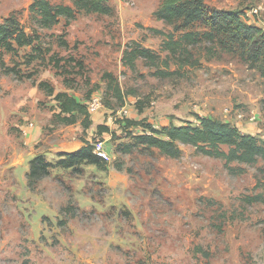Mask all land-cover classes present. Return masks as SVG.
<instances>
[{"label": "rangeland", "instance_id": "1", "mask_svg": "<svg viewBox=\"0 0 264 264\" xmlns=\"http://www.w3.org/2000/svg\"><path fill=\"white\" fill-rule=\"evenodd\" d=\"M31 2L0 0V22L13 16L36 45L0 48V264H264V158L227 164L183 142L171 157L138 139L147 125L209 116L264 140V0H205L208 14L238 10L258 27L255 43L222 21L214 39L176 50L166 33L211 27L164 23L161 0H107L110 13L81 11L50 28ZM133 41L157 57L131 67ZM59 91L100 99L88 127L81 115L62 122ZM96 138L110 153L101 166L54 163L65 145ZM44 152L52 166L29 185V160Z\"/></svg>", "mask_w": 264, "mask_h": 264}, {"label": "trees", "instance_id": "2", "mask_svg": "<svg viewBox=\"0 0 264 264\" xmlns=\"http://www.w3.org/2000/svg\"><path fill=\"white\" fill-rule=\"evenodd\" d=\"M29 11L39 26L50 28L57 24L61 17L65 19V24H68L81 11L110 13L112 7L107 3V0H71L70 4L52 3L50 0H32L29 4ZM154 15L164 23L175 26L181 20V25L199 22L211 27V30L202 33L185 31L179 39H173L170 33H166L169 37L166 48L171 50L178 49L185 40H188L186 43L198 41L201 38L200 34L208 35L214 39L215 29L222 21L232 24L239 33L243 32L254 43L256 41L255 36L261 35L258 27L246 25L241 20L238 10H223L218 14H208L205 0H161L158 8L154 10ZM25 45H32L35 49L33 35L27 34L17 24L13 16L8 17L4 22H0V48L15 52ZM139 56L147 59L157 57L148 47L143 46L138 41H133L125 49L124 59L133 67L134 60ZM49 92L52 93V90L50 89ZM115 95L122 97L118 87ZM55 98L59 101L61 112L59 115L62 122H76L79 118L78 115H81L82 125L84 127L90 125V115L86 103L78 101L66 91L57 92ZM146 127L149 129L147 130ZM146 127L143 133L138 136L139 142L145 146L156 147L171 157L180 155L181 148L178 142H183L192 144L202 153L222 157L227 164L231 161L251 164L256 162L258 158H264V140L251 133L241 132L236 125L219 118L199 116L197 125L188 122L180 125L170 123L161 128H155L151 125ZM98 128L102 130L106 127L98 125ZM100 160L93 153L91 143L85 142L74 151H59L54 163L57 166L74 168L77 164L85 161L101 166ZM50 166L52 163L46 160L43 154H35L29 160L27 172L29 185L33 184L37 178L48 174Z\"/></svg>", "mask_w": 264, "mask_h": 264}, {"label": "built area", "instance_id": "3", "mask_svg": "<svg viewBox=\"0 0 264 264\" xmlns=\"http://www.w3.org/2000/svg\"><path fill=\"white\" fill-rule=\"evenodd\" d=\"M88 111H95L102 106V103L99 98L93 97L86 102ZM126 111V110H125ZM127 112V111H126ZM93 153L102 160H109L110 153L106 147L105 139L96 138L92 143Z\"/></svg>", "mask_w": 264, "mask_h": 264}, {"label": "crops", "instance_id": "4", "mask_svg": "<svg viewBox=\"0 0 264 264\" xmlns=\"http://www.w3.org/2000/svg\"><path fill=\"white\" fill-rule=\"evenodd\" d=\"M34 133H35V131H34ZM29 138H33L32 133L29 134ZM82 143H83V142H79L78 145L80 146ZM67 146H68V145H67ZM65 147H66V145H65ZM65 147H62V148L59 149V150L62 151V150H64ZM58 152H59V151H58ZM58 152H57V153H58ZM48 153H49V152H44V153H39V154H43V155L45 156V155H49Z\"/></svg>", "mask_w": 264, "mask_h": 264}]
</instances>
